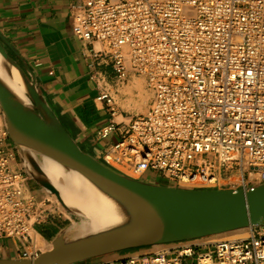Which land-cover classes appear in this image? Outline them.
I'll return each instance as SVG.
<instances>
[{"label":"built area","instance_id":"1","mask_svg":"<svg viewBox=\"0 0 264 264\" xmlns=\"http://www.w3.org/2000/svg\"><path fill=\"white\" fill-rule=\"evenodd\" d=\"M71 21L78 39L105 45L120 82L133 73L153 93L146 113L100 130L118 135L105 165L190 188L220 173L242 172L235 191L264 184V0H82ZM97 100L117 115L108 91ZM30 179L0 127V240H16L22 259L40 255L31 232L49 212ZM244 230L77 264H264V225Z\"/></svg>","mask_w":264,"mask_h":264},{"label":"water","instance_id":"2","mask_svg":"<svg viewBox=\"0 0 264 264\" xmlns=\"http://www.w3.org/2000/svg\"><path fill=\"white\" fill-rule=\"evenodd\" d=\"M13 52L14 56L6 48ZM0 54L15 67L26 86L29 105L21 102L0 80V105L18 159L39 185L61 199L43 176L40 166L25 159L32 149L38 159L47 156L86 178L114 201L126 216L123 223L82 238L62 230L53 248L35 259H0V264H77L109 254L220 235L264 225V184L248 190H194L136 180L106 166L85 152L49 108L26 65L0 33ZM35 131L40 140L29 139ZM76 215L75 213L69 211Z\"/></svg>","mask_w":264,"mask_h":264},{"label":"crops","instance_id":"3","mask_svg":"<svg viewBox=\"0 0 264 264\" xmlns=\"http://www.w3.org/2000/svg\"><path fill=\"white\" fill-rule=\"evenodd\" d=\"M81 2L0 0V33L14 49L18 62L29 69L49 108L71 137L85 152L98 157L118 138L113 134L102 140L100 130L112 121L127 122L146 113L151 98L144 97L149 91L144 77L132 73L124 82L117 79L103 43L83 41L73 34L72 9ZM104 91L114 98V118L106 103L97 100ZM146 177L147 182L166 185L159 174ZM62 229L54 222L34 228L31 236L35 247L41 253L46 251ZM35 236L42 243H37ZM18 246L16 240H0V259H22L16 253Z\"/></svg>","mask_w":264,"mask_h":264},{"label":"bare ground","instance_id":"4","mask_svg":"<svg viewBox=\"0 0 264 264\" xmlns=\"http://www.w3.org/2000/svg\"><path fill=\"white\" fill-rule=\"evenodd\" d=\"M0 80L12 91V93L21 102L25 103L26 105H29L30 100L27 97L26 86L24 84V81H23L19 71L15 67L8 65L7 62L4 61L1 54H0ZM145 81L147 84V80H145ZM147 87H148V84H147ZM139 92H140V90H139ZM144 94H145L144 97H146V99L153 97V93L151 92L150 89L148 92H145ZM2 126H6V120H5V116H4V113H3L2 108H1V110H0V127H2ZM6 128H7V126H6ZM29 139L33 143H36L38 140H40L38 134L35 131L30 132ZM27 151L29 153L28 158L25 159L27 166L30 169L32 168L30 161H29L30 159H31V161L33 160L35 163H37L43 172V176H41V177L46 178L58 190L61 199H59L58 196L54 193L52 196H53V200L60 203L59 204L60 210H63L65 212V209H66L67 211H71V212L75 213L77 216L83 218L82 222H80L79 224H73L71 226V228L69 229L71 231L70 235H72V238L86 237L88 235H92V234L107 230L111 227L118 226L125 221L126 216L122 213V210L120 209V207L114 201H112L109 197H107L106 195H104L100 191H98V189H96L94 187V185H92L82 175H80L76 171L68 170V169L64 168L60 163L51 159L50 157L41 156V159H38L36 154H35V151L32 149H29ZM99 161H101V160H99ZM101 162H103V161H101ZM116 171L120 172L118 170H116ZM120 173H122V172H120ZM122 174H124V173H122ZM124 175L131 177L133 179H136V180H140V178H138L136 175L134 176L128 172H125ZM220 175H222V173H220ZM219 176H217V177L220 178ZM214 178L215 177L211 178L208 186H203V187L194 186L191 188H194V190H211V189H206V188L212 186L215 183V182L213 183ZM229 179L233 180L235 182L242 181L243 174H242V172L237 173L233 176H230ZM143 181H146V180H143ZM172 187H177V186H172ZM184 187H189V186L184 185ZM29 188H30V186H29ZM177 188H181V187H177ZM189 188H183V189H189ZM223 188H225V187H223ZM233 188H235V187H233ZM30 190H31V188H30ZM227 190H233V189H227ZM238 190H241V189H238ZM47 191L50 192L48 189H47ZM31 192L33 193L32 190H31ZM43 200H46V199H43ZM244 229H240V230H244ZM240 230H234V231L227 232V235H231V234L233 235L234 233H238ZM32 233H33V231L31 232V234ZM224 234H226V233H224ZM34 235H36V234H34ZM234 237L239 238L238 235H236ZM35 239H36L37 243H42L38 236H35ZM201 239H203V238H201ZM196 240H198V239H196ZM186 241H189V240H186ZM168 244H170V243H168ZM160 245H162V244H160ZM155 246H158V245H155ZM52 248H53V244L51 242V244L47 247L46 251H49ZM133 255H136V254H133ZM130 256H132V255H130Z\"/></svg>","mask_w":264,"mask_h":264},{"label":"rangeland","instance_id":"5","mask_svg":"<svg viewBox=\"0 0 264 264\" xmlns=\"http://www.w3.org/2000/svg\"><path fill=\"white\" fill-rule=\"evenodd\" d=\"M6 48L10 51L12 56H14L13 52L11 51V49H9L8 47H6ZM145 83H146V81H145ZM95 158L102 161V156H98V157H95ZM18 162L20 163L19 159H18ZM154 175H157V174H154ZM219 177L220 178L217 177L218 178L217 182H215L212 186L207 187L206 189H217V188H223V187H226L228 189H233V187H240V184H242V182H243V179H242V181H238V182L230 180L229 176H226L223 173ZM146 178H143V179H140V180H146ZM155 178H157V176L153 177V179H155ZM160 181L163 182L164 184H166L167 186H170V185L171 186H177L174 182L168 181V180H166V179H164L162 177L160 178ZM29 183H30V186H32L31 189L34 192L33 195L38 200L46 199V204H47L48 209H49V212H47V217L44 220V222H42L41 225L37 226L38 229L45 228V226L49 225L51 222H54L56 224H59L63 228L62 230H69L73 224H79L80 222L83 221L82 217H79L77 215H74V214L70 213L65 208H64L65 212L63 210H60V207H59L60 203H58L57 201L53 200V196H52L53 194H51L50 192L45 190V188H43L42 186H39L35 182L34 179L31 178ZM177 187L189 188V187H184V186H177ZM189 189H194V188H189ZM241 190H243V189H241ZM244 232H246V231L245 230H240L238 233H234L233 235L234 236H236V235L241 236V235L245 234ZM225 235L226 236H233L232 234L231 235H227V233ZM200 240H202V239H198V240H194V241H200ZM44 244H46V243H44ZM44 249L47 250L46 248H44ZM157 249H158L157 246H145V247H141V248H137V249H132V250H129V251H123V252L109 254L107 256L94 258L92 260H94V261L118 260V259H121V258H123L125 256H130V255L137 254V253H141V254L151 253V252L156 251ZM43 252H45V251H43ZM110 257H115L117 259H112Z\"/></svg>","mask_w":264,"mask_h":264},{"label":"flooded vegetation","instance_id":"6","mask_svg":"<svg viewBox=\"0 0 264 264\" xmlns=\"http://www.w3.org/2000/svg\"><path fill=\"white\" fill-rule=\"evenodd\" d=\"M15 150H16V148H15ZM16 154H17V152H16ZM17 157H18V155H17Z\"/></svg>","mask_w":264,"mask_h":264}]
</instances>
